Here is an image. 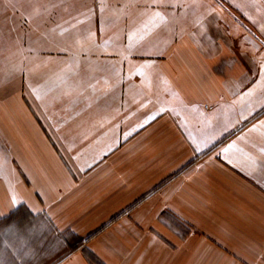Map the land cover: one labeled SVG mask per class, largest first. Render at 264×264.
Wrapping results in <instances>:
<instances>
[{
    "label": "crops",
    "instance_id": "0c3cea01",
    "mask_svg": "<svg viewBox=\"0 0 264 264\" xmlns=\"http://www.w3.org/2000/svg\"><path fill=\"white\" fill-rule=\"evenodd\" d=\"M45 7L87 45L0 81V264H264V0Z\"/></svg>",
    "mask_w": 264,
    "mask_h": 264
},
{
    "label": "rangeland",
    "instance_id": "374dc122",
    "mask_svg": "<svg viewBox=\"0 0 264 264\" xmlns=\"http://www.w3.org/2000/svg\"><path fill=\"white\" fill-rule=\"evenodd\" d=\"M48 0H6L7 7L0 8V81L7 83V97H14V82L21 72L26 75L32 63H36L41 56L48 52H63L66 50L78 51L87 45L86 42L76 40L70 41H49V35L42 32L47 23H65L69 19L77 20L82 11L79 8H46ZM2 2V0H1ZM2 3H0L1 5ZM36 6L32 8V6ZM43 6V7H42ZM91 11L89 18H98V10ZM106 11V10H105ZM109 11V10H108ZM71 17V18H70ZM75 17V19H74ZM71 21V20H70ZM27 22L38 26L34 33H26ZM22 23L23 32L15 33L16 26ZM27 31V30H26ZM98 33V30L96 31ZM32 37L33 39H30ZM90 43V42H89ZM23 91L26 98L29 93ZM264 178V163H263Z\"/></svg>",
    "mask_w": 264,
    "mask_h": 264
},
{
    "label": "snow or ice",
    "instance_id": "6c2138e0",
    "mask_svg": "<svg viewBox=\"0 0 264 264\" xmlns=\"http://www.w3.org/2000/svg\"><path fill=\"white\" fill-rule=\"evenodd\" d=\"M157 15H159V13H157ZM147 122V121H146ZM225 151L227 152L228 151V149H225Z\"/></svg>",
    "mask_w": 264,
    "mask_h": 264
}]
</instances>
